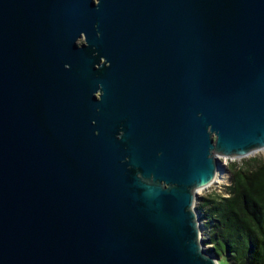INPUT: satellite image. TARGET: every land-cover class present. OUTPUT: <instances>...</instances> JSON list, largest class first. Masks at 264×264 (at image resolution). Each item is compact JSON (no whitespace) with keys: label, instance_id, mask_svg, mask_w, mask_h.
<instances>
[{"label":"water","instance_id":"water-1","mask_svg":"<svg viewBox=\"0 0 264 264\" xmlns=\"http://www.w3.org/2000/svg\"><path fill=\"white\" fill-rule=\"evenodd\" d=\"M262 149L264 0H0V264H220L199 191Z\"/></svg>","mask_w":264,"mask_h":264},{"label":"trees","instance_id":"trees-1","mask_svg":"<svg viewBox=\"0 0 264 264\" xmlns=\"http://www.w3.org/2000/svg\"><path fill=\"white\" fill-rule=\"evenodd\" d=\"M229 170L224 192L203 195L197 204L208 249L226 264H264V160Z\"/></svg>","mask_w":264,"mask_h":264},{"label":"rangeland","instance_id":"rangeland-1","mask_svg":"<svg viewBox=\"0 0 264 264\" xmlns=\"http://www.w3.org/2000/svg\"><path fill=\"white\" fill-rule=\"evenodd\" d=\"M81 41V39H80ZM256 158V160H264V152L263 151H257L254 154L245 157V158H241V157H233V158H227V157H222L221 160L224 161L228 168H230L233 164H236L237 167L239 166H243L245 163L249 162L250 159ZM226 174V173H225ZM230 185V173L226 174L225 180L220 181V182H216L214 184H210L209 186H207L205 189H202L199 191L200 196L203 195H214L216 193H223L224 192V187ZM206 230H203L204 232V237L206 236ZM210 244H207L206 246L208 247ZM219 263L220 264H226L224 262V259H220L219 258Z\"/></svg>","mask_w":264,"mask_h":264},{"label":"bare ground","instance_id":"bare-ground-1","mask_svg":"<svg viewBox=\"0 0 264 264\" xmlns=\"http://www.w3.org/2000/svg\"><path fill=\"white\" fill-rule=\"evenodd\" d=\"M260 151H263L264 152V149L260 150ZM225 177H226V174L223 173V172H219L218 173V177H217V182H220V181H223L225 180Z\"/></svg>","mask_w":264,"mask_h":264}]
</instances>
